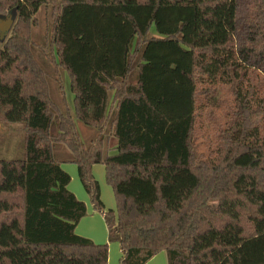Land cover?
Returning a JSON list of instances; mask_svg holds the SVG:
<instances>
[{
    "label": "trees",
    "instance_id": "1",
    "mask_svg": "<svg viewBox=\"0 0 264 264\" xmlns=\"http://www.w3.org/2000/svg\"><path fill=\"white\" fill-rule=\"evenodd\" d=\"M42 7L50 32L36 45ZM12 10L0 127L21 125L23 159L0 161V264H107L106 244L75 234L86 206L62 164L119 264L161 252L166 264H264V0H0V16ZM49 66L70 101L58 79L51 100ZM75 122L97 131L87 146Z\"/></svg>",
    "mask_w": 264,
    "mask_h": 264
},
{
    "label": "rangeland",
    "instance_id": "2",
    "mask_svg": "<svg viewBox=\"0 0 264 264\" xmlns=\"http://www.w3.org/2000/svg\"><path fill=\"white\" fill-rule=\"evenodd\" d=\"M38 25L32 29V40L36 45H43L47 34L50 32V17L49 11L42 7L36 15ZM11 19L13 22L16 18V11H10L6 16H0V23ZM10 32V31H9ZM9 32L4 35V38L0 40V46L4 40L9 36ZM34 57L36 61L43 66L44 57L40 54L39 49H34ZM47 68V67H45ZM48 73L50 78H48L49 92L51 100L55 103L61 104V95L58 91V87L55 84V80H59L63 85L64 97L66 100L70 101L71 95L69 93V82L66 74L60 69H56L53 66L48 67ZM77 132L80 141L87 146L91 140L96 138L98 135L97 131L82 125L79 122H75ZM20 124H14L10 126L0 127V161H15L23 159V132L21 131ZM209 129H202L199 131V140L207 142L209 138ZM107 186V185H106ZM108 187V186H107ZM107 193L103 192V200L105 204H110L109 202H114V196L111 189L107 188ZM164 253V252H162Z\"/></svg>",
    "mask_w": 264,
    "mask_h": 264
},
{
    "label": "crops",
    "instance_id": "3",
    "mask_svg": "<svg viewBox=\"0 0 264 264\" xmlns=\"http://www.w3.org/2000/svg\"><path fill=\"white\" fill-rule=\"evenodd\" d=\"M61 168L70 177L67 189L78 201L83 202L86 206V216L77 224L75 234L92 241L96 245L106 244L108 246L107 264H119L121 258L119 244L117 242H108V233L103 216L94 211L90 205L88 196L78 180L76 167L72 164H62ZM92 173L99 184L101 201L105 209L115 210V203L109 202L110 204H105L103 200V192L107 193L108 190L105 184L104 167L95 165L92 167ZM146 264H166L165 253L157 254Z\"/></svg>",
    "mask_w": 264,
    "mask_h": 264
},
{
    "label": "water",
    "instance_id": "4",
    "mask_svg": "<svg viewBox=\"0 0 264 264\" xmlns=\"http://www.w3.org/2000/svg\"><path fill=\"white\" fill-rule=\"evenodd\" d=\"M13 23L14 22L10 18L0 23V40H2L4 35L11 30Z\"/></svg>",
    "mask_w": 264,
    "mask_h": 264
}]
</instances>
